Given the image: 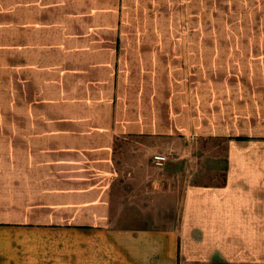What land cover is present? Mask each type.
Returning <instances> with one entry per match:
<instances>
[{
	"label": "crops",
	"instance_id": "obj_1",
	"mask_svg": "<svg viewBox=\"0 0 264 264\" xmlns=\"http://www.w3.org/2000/svg\"><path fill=\"white\" fill-rule=\"evenodd\" d=\"M0 10L18 27V57L34 60L37 108L19 114L5 191L18 212L2 209L0 264H16L4 232L18 264L28 236L46 235L63 264H264V198L246 188L264 185L247 160L264 146V0ZM155 154L171 159L159 167Z\"/></svg>",
	"mask_w": 264,
	"mask_h": 264
},
{
	"label": "rangeland",
	"instance_id": "obj_2",
	"mask_svg": "<svg viewBox=\"0 0 264 264\" xmlns=\"http://www.w3.org/2000/svg\"><path fill=\"white\" fill-rule=\"evenodd\" d=\"M9 12V10H6ZM16 15L13 19L7 18L8 21H16L18 11L15 10ZM2 13V10H0ZM6 17V15H5ZM2 14H0V219H2V209L5 208L11 210V212H18V205L11 201V208H8L9 198L5 191H10V195H13V178L17 177V146H18V127H19V114L34 113L36 106L34 102L33 73L34 70L33 59H22L18 57V27L17 25H6L3 23ZM17 22V21H16ZM38 70H42L43 59H39ZM38 79L41 82L42 73H38ZM40 93V92H39ZM7 132V135H6ZM7 136V137H5ZM251 154L247 160L255 163H261L264 166V146L260 148L258 153H254V149L251 150ZM7 155V157H6ZM16 158V159H15ZM153 162V157H152ZM260 177H264L263 170L257 171ZM11 178V184L6 186L5 178ZM9 183V178L7 180ZM256 189L259 195L264 198V185H258L257 187H246ZM5 199V200H4ZM5 241H8L4 248H8L10 258L12 262L19 263V248L18 238H15L14 232H4ZM59 235H57L58 237ZM56 237V238H57ZM63 240L66 239L65 234H62ZM55 238V239H56ZM16 239V240H15ZM263 242H261L262 244ZM50 246V236L46 235L45 240H40L35 244L29 240L27 242L26 264H63L65 262V251L59 250L58 253L41 246ZM66 246H77L81 243H64ZM253 249L250 251L251 261L253 259ZM13 255V256H12ZM22 258V254H21ZM4 261L6 259L4 258Z\"/></svg>",
	"mask_w": 264,
	"mask_h": 264
},
{
	"label": "built area",
	"instance_id": "obj_3",
	"mask_svg": "<svg viewBox=\"0 0 264 264\" xmlns=\"http://www.w3.org/2000/svg\"><path fill=\"white\" fill-rule=\"evenodd\" d=\"M170 156L168 155H164V154H155L153 156V163L156 165V166H159V167H163L169 160H170Z\"/></svg>",
	"mask_w": 264,
	"mask_h": 264
}]
</instances>
